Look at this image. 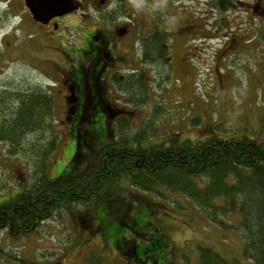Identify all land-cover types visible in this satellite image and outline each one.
I'll return each instance as SVG.
<instances>
[{
	"label": "rangeland",
	"instance_id": "rangeland-1",
	"mask_svg": "<svg viewBox=\"0 0 264 264\" xmlns=\"http://www.w3.org/2000/svg\"><path fill=\"white\" fill-rule=\"evenodd\" d=\"M146 1L133 0V3L144 6L147 19L156 21L160 17V30H170L172 61L150 66L145 83L137 82L135 88H128L126 80L118 77L122 84H113L111 99L114 108L125 115H109L108 111L102 110L103 106L91 104L85 117L69 123V126L75 125L70 131L62 115L65 91L62 87H54L55 114L48 123L52 122V133L59 137V142L48 161L47 174L52 180L88 171L97 160L99 149L109 142H116L121 121L125 125L120 133L126 138L145 136L152 130L157 135H172L171 138L176 135L180 141L205 140L213 133L222 138L246 136L264 143V10L260 8L259 0ZM104 20L109 26L110 19ZM95 26L87 22L85 34L89 36ZM188 27L210 35L193 39L189 33L175 32L177 28ZM82 48L85 60L89 58V52L86 44H82ZM36 49L28 46L12 58V52H5L0 65V85L21 92H44L47 85L54 86L59 75L49 66L48 60H59L63 68L66 63L50 49ZM20 58L35 64L13 62ZM81 68H84V62H81ZM122 73L126 76V71ZM131 84L136 85V82ZM1 92L2 89L0 99L4 97ZM5 104L0 102V116L11 113L12 104ZM121 116L125 118L118 120ZM108 127L112 129V135L107 133ZM45 138L46 135L30 134L24 148H32ZM161 139L166 142L165 138ZM86 142L92 143L85 145ZM151 142L154 139L146 138L142 145L146 147ZM7 153L6 144L0 143V207L19 201L29 173L32 171L33 174L35 170L28 157ZM114 190L115 205L121 215L134 217L143 203L152 204L154 213L148 216L142 210L137 217L125 218L135 227L134 231L125 226L122 232L121 228L115 227L116 222L105 220L106 232H101L96 224L100 221L94 219V223L89 217L93 208L76 205L68 211L57 212L34 234L21 240L0 234V252L3 253L0 264H85L95 254L102 257L105 264H129L127 256L114 245L124 233L136 238L140 248L149 245L151 253L157 255L158 264H195L197 245L214 247L229 259L241 257L244 235H241L243 230L238 216L215 211L206 213L204 206L183 197L179 201L159 199L155 194L133 189L126 181L115 185ZM255 216L257 212L252 211L251 224ZM144 223L151 225L152 236L163 240V248L160 244L154 247L148 239L150 234L137 227ZM252 230L256 231L255 227ZM107 232L110 236L105 240L104 233Z\"/></svg>",
	"mask_w": 264,
	"mask_h": 264
},
{
	"label": "trees",
	"instance_id": "trees-1",
	"mask_svg": "<svg viewBox=\"0 0 264 264\" xmlns=\"http://www.w3.org/2000/svg\"><path fill=\"white\" fill-rule=\"evenodd\" d=\"M169 31L157 30L142 40V57L149 67L160 62L169 61L170 64ZM175 32L181 33L179 28ZM118 83L122 84L117 79L115 84ZM128 84L129 88L138 87L137 82L136 85ZM2 94L1 104L6 105L8 102L13 107L9 109L11 113L3 115L0 120V143L6 144L7 155L28 157L35 170L33 174L32 171L29 173L25 192L20 195L19 201L0 207V234L6 233L7 237L21 240L34 234L41 224L52 219L57 212L68 211L76 205L93 208L89 217L94 223V219L100 221L96 224L101 232H106L105 220L116 222L119 226L115 227L121 228L122 232L125 226L134 231L135 227L125 218L137 217L142 210L151 216L154 210L152 204L143 203L134 217L121 215L115 205L114 187L126 181L133 189L155 194L159 199L179 201L183 197L204 206L206 213L215 211L217 214L239 217L243 230L241 235H244L241 257L229 259L214 247L197 245L195 264H264L263 142L246 136L222 138L213 133L205 140L180 141L176 135L171 138L172 135H157L152 130L145 136L139 134L138 137L126 138L120 133L124 131L122 127L125 125L121 121L116 142H109L99 149L97 160L88 171L52 180L47 174L48 161L59 142V137L52 133V122L48 123L55 114L52 92L50 89L44 92H21L10 88ZM124 118L121 116L118 120ZM74 126H68V130ZM130 128L135 129L132 126ZM107 133L112 135V129L108 127ZM30 134L46 135L47 138L39 140L32 148L29 146L28 150L24 146ZM146 138L154 139V142L145 147L142 143ZM161 138H165L166 142ZM90 143L86 142L85 145ZM252 211H256L257 216L251 224ZM116 215L121 217L116 219ZM137 227L150 234L148 239L154 247L160 244L159 247L163 248V240L151 235L150 224L144 223ZM104 235L106 240L110 233ZM131 238L124 233L114 243L118 251L130 260L129 264H158L157 255L151 253L149 245L140 248L137 239ZM100 258L95 254L85 264H105Z\"/></svg>",
	"mask_w": 264,
	"mask_h": 264
},
{
	"label": "flooded vegetation",
	"instance_id": "flooded-vegetation-1",
	"mask_svg": "<svg viewBox=\"0 0 264 264\" xmlns=\"http://www.w3.org/2000/svg\"><path fill=\"white\" fill-rule=\"evenodd\" d=\"M53 1L29 0L31 9L26 0H0V28L3 27L0 29V65L5 52H12V58L28 46H35L36 51L50 49L59 56L66 63L64 68L59 60L49 59L48 62L59 75L55 80L56 87H62L65 91L62 115L68 128L69 123L85 117L91 104L113 110V84L115 85L118 77L125 78L123 71H126L129 81L142 80L145 83V71L149 66L142 57V40L149 34L160 31L162 21L160 17L156 21L147 19L144 6L135 2L134 9L133 0H57L58 4L71 3L74 10L62 14L64 11L57 9L51 14L41 15L38 6H46ZM259 2L260 8L264 10L263 0ZM154 10V14H157L156 9ZM104 18L110 19L109 26ZM87 22L96 24L89 36L85 34ZM9 25L13 27H8ZM195 26L197 25H192ZM180 32L189 33L191 37L200 35L206 38L210 35L209 32L191 30L190 27L180 29ZM82 44H86L89 52V58L85 60ZM14 61L35 64L21 58ZM81 62H84V68H81ZM0 88L9 90L2 85Z\"/></svg>",
	"mask_w": 264,
	"mask_h": 264
},
{
	"label": "water",
	"instance_id": "water-1",
	"mask_svg": "<svg viewBox=\"0 0 264 264\" xmlns=\"http://www.w3.org/2000/svg\"><path fill=\"white\" fill-rule=\"evenodd\" d=\"M26 1H27V6L31 9H33L31 3H29V0H26ZM57 9L63 10L64 12H62V14H67V13H70L74 10V8H72L71 3H64L63 2V3L58 4L57 0L50 2V4L48 3L46 6H43V5L38 6V11L41 15L48 14V13L51 14L53 11H55ZM33 12H34V10H33Z\"/></svg>",
	"mask_w": 264,
	"mask_h": 264
}]
</instances>
